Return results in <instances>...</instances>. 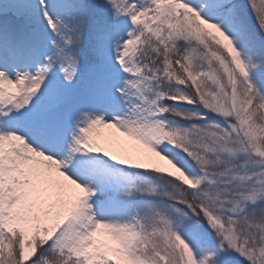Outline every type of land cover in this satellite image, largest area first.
I'll use <instances>...</instances> for the list:
<instances>
[{
	"label": "snow or ice",
	"instance_id": "obj_1",
	"mask_svg": "<svg viewBox=\"0 0 264 264\" xmlns=\"http://www.w3.org/2000/svg\"><path fill=\"white\" fill-rule=\"evenodd\" d=\"M0 264H264V0H0Z\"/></svg>",
	"mask_w": 264,
	"mask_h": 264
}]
</instances>
